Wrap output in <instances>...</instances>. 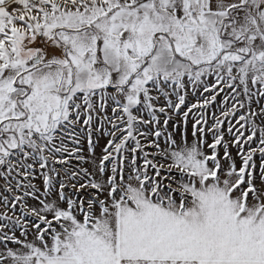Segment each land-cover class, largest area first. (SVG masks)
Listing matches in <instances>:
<instances>
[{"label":"snow or ice","instance_id":"obj_1","mask_svg":"<svg viewBox=\"0 0 264 264\" xmlns=\"http://www.w3.org/2000/svg\"><path fill=\"white\" fill-rule=\"evenodd\" d=\"M0 264H264V0H0Z\"/></svg>","mask_w":264,"mask_h":264}]
</instances>
